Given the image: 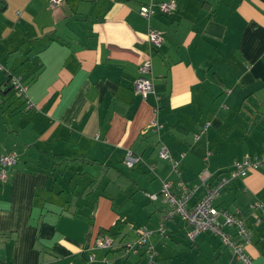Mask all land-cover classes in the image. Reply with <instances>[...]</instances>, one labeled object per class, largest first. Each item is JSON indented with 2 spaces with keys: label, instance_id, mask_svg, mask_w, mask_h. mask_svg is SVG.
Segmentation results:
<instances>
[{
  "label": "crops",
  "instance_id": "crops-1",
  "mask_svg": "<svg viewBox=\"0 0 264 264\" xmlns=\"http://www.w3.org/2000/svg\"><path fill=\"white\" fill-rule=\"evenodd\" d=\"M156 1L176 8L148 20L150 0H0V157L18 155L0 179V264H239L218 235L189 241L190 225L166 222L167 205L148 194L164 179L180 194L183 182L193 207L234 161L264 155V0ZM146 60L155 92L143 98ZM129 151L144 162L127 167ZM257 202L264 166L230 181L215 205L241 216L252 264H264ZM141 226L156 232L153 260L95 246L134 241Z\"/></svg>",
  "mask_w": 264,
  "mask_h": 264
},
{
  "label": "built area",
  "instance_id": "built-area-1",
  "mask_svg": "<svg viewBox=\"0 0 264 264\" xmlns=\"http://www.w3.org/2000/svg\"><path fill=\"white\" fill-rule=\"evenodd\" d=\"M63 0H49L52 7L57 8L61 5ZM176 8L172 2H163L150 0V2L142 6L140 14L145 19H150L155 13L169 14ZM148 42L154 49H160L164 44L163 34L150 27L147 32ZM141 75L135 81V89L143 98H147L150 94L155 92L154 83L150 74L152 72L151 60L144 61L139 68ZM14 86L26 93V87L22 86L18 78H13ZM152 126L159 129L162 127L157 121H153ZM208 124L202 126L200 131L195 135V140H198L207 130ZM159 157L163 160H168L172 164L173 170L177 171L178 163L173 160L166 146H162L159 151ZM18 162V155L16 153H9L0 157V179L6 181L8 178L7 171ZM143 158L139 155H134L128 152L125 164L129 168H134L138 164H142ZM264 166L263 156H246L241 160H236L232 164V169L220 176L217 184L207 188L205 195L193 206L188 205L190 195L187 193V187L183 182H179L177 187L182 190L180 194L173 191V183L170 180H162L161 191L159 194H148L152 200L162 199L168 206L165 213V221L173 219L175 216L181 217L190 225V230L186 232V237L189 241L195 242L197 237L202 232H209L218 235L222 244L229 248L234 256V259L239 264H252L251 257L246 251V247L252 241V232L245 225L243 219L239 214L230 213L220 210L215 201L220 196L222 189L230 183V181L243 178L248 175L251 170H258ZM153 170L154 166L150 165ZM264 215V203L257 202L252 206ZM261 217H257L256 223L261 222ZM229 229H234L235 234H232ZM159 233L165 232V224L162 223ZM156 233L147 227H141L138 230V236L134 241L124 244V254L146 253L150 260L155 254V249L151 243V236ZM115 245V241L111 236H103L95 242V246L100 248H110ZM117 245V244H116ZM153 264V263H152Z\"/></svg>",
  "mask_w": 264,
  "mask_h": 264
},
{
  "label": "trees",
  "instance_id": "trees-1",
  "mask_svg": "<svg viewBox=\"0 0 264 264\" xmlns=\"http://www.w3.org/2000/svg\"><path fill=\"white\" fill-rule=\"evenodd\" d=\"M163 160V159H162ZM164 161H168V160H164ZM168 162H170V161H168ZM138 165H140V164H138ZM151 165V164H150ZM150 165H149V169H150ZM150 171H152L151 169H150ZM165 180V179H164ZM168 180V179H167ZM161 185H162V180H161ZM160 191H161V188H160ZM173 191H174V189H173ZM175 192V191H174ZM160 193V192H159ZM159 193H157V194H159ZM154 194V193H153ZM149 197V196H148ZM150 198V197H149ZM151 199V198H150ZM152 200V199H151ZM154 201V200H153ZM155 201H158V200H155ZM168 207V206H167ZM166 213V212H165ZM171 220V219H170ZM167 222V221H166ZM141 227H143V226H141ZM140 227V228H141ZM139 228V229H140ZM198 238V237H197ZM197 240V239H196ZM116 243H117V245H119L120 246V249L122 250V251H124L123 250V248H124V244L122 245L121 243H120V241H116ZM116 243H115V245L114 246H116ZM192 243H194V242H192ZM121 244V245H120ZM126 244V243H125ZM113 246V247H114ZM113 247H110V248H103V249H111V248H113ZM155 249V248H154ZM142 253V252H141ZM138 254H140V253H137V254H128L129 256H132V255H138ZM146 254V253H145ZM125 255H127V254H125ZM156 255V250H155V254H154V256ZM148 256V255H147ZM153 256V257H154ZM153 257H152V260H153ZM148 258L150 259V257L148 256Z\"/></svg>",
  "mask_w": 264,
  "mask_h": 264
}]
</instances>
